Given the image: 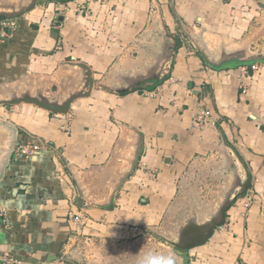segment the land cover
<instances>
[{"label":"crops","instance_id":"0c3cea01","mask_svg":"<svg viewBox=\"0 0 264 264\" xmlns=\"http://www.w3.org/2000/svg\"><path fill=\"white\" fill-rule=\"evenodd\" d=\"M19 1L0 0V17L17 19L0 44V100L28 91L62 102L84 88L79 66L93 87L73 101L68 124L37 105H0V121L18 130L0 183V254L21 264H86L76 245L102 242L112 255L131 248L138 263L144 242L162 246L157 231L194 211L198 222L209 218L232 163L244 177L233 148L256 201L244 209V196L236 200L224 225L189 251L190 263L264 264V0ZM203 54L213 63L241 59L212 67ZM157 69L160 84L115 92ZM199 110L213 123L196 127ZM27 143L43 147L17 157ZM220 171L222 184L203 195L195 183Z\"/></svg>","mask_w":264,"mask_h":264},{"label":"water","instance_id":"95a60500","mask_svg":"<svg viewBox=\"0 0 264 264\" xmlns=\"http://www.w3.org/2000/svg\"><path fill=\"white\" fill-rule=\"evenodd\" d=\"M22 8L17 9V13L22 11ZM64 17L62 16L59 21L62 22ZM206 62L212 67H225L232 64L235 60H240L241 56L226 55L218 63H213L210 61L205 54H203ZM84 69V68H83ZM86 70V69H85ZM87 71V70H86ZM86 76H89V73H86ZM147 79H138L134 82H129L128 91L134 90L141 87V84ZM84 85L88 86V90L84 89L82 94H79L78 91L70 92L68 97L60 102L56 101H47L45 96L42 93H36L32 96L28 91L24 92H12L7 99L0 100V105H13L17 103H29L37 105L41 108L52 111L54 114H66L75 99L81 96H88L92 87L93 81L91 78H86ZM87 88V87H86ZM124 90V91H123ZM126 89H116V93L125 92ZM0 131L3 132L5 138L0 144V183L5 179L6 170L10 164L13 149L17 141L18 130L14 126L1 122L0 121ZM236 163L241 166L244 171V177L239 173V169L235 166V162L231 164L230 173L231 181L226 186V189L222 193V198L218 202L215 209L209 214V218L205 222H198L197 213L195 211L187 216L184 221L176 223L174 227L173 238H166L162 235H158V238L164 241L169 245L170 251L168 253H176L178 256L179 264H189V251L197 246L204 245L213 235L215 229L224 225L226 221V214L233 204L239 198L243 197L252 184V177L248 171L246 165L244 164L240 155L232 148L231 149ZM21 190V187L16 188L13 191V195Z\"/></svg>","mask_w":264,"mask_h":264},{"label":"built area","instance_id":"2783aa9c","mask_svg":"<svg viewBox=\"0 0 264 264\" xmlns=\"http://www.w3.org/2000/svg\"><path fill=\"white\" fill-rule=\"evenodd\" d=\"M68 9H69L68 6L65 4H56L55 5V10L59 11V12L68 11ZM76 11L79 15L88 17L89 12H87V10H85L84 8H77ZM16 20L17 19L15 18V19H8V20L3 19L0 21V44L5 39H8L12 35V32L17 27ZM146 94L151 95V93H149V92ZM71 107H72V104L69 108L70 110L72 109ZM55 117L65 118V121L67 124L69 122H71V120H72V114L70 113L69 110L66 114H63V115L62 114H55ZM212 123H213V119H212L211 111L199 110L197 112L195 119H194V125L196 127L204 128V127H206ZM62 129L68 131L69 126L64 125ZM42 147H43V144H41V143L20 144V146L16 148V156L27 158V159L32 158L37 154L39 149ZM253 193H254L253 190L251 188H249L247 193L244 195V198H243L244 201L242 203V206L244 209L250 208L253 205V203H255L256 199H255V196ZM260 207L262 210H264V198L260 202ZM5 214H6V210H5L4 206L2 204H0V218H5ZM73 219L75 221L79 222L81 220V216H78V215L74 216ZM218 228H220V227H218ZM0 264H21V262L19 260H17L16 258H14L10 254H0Z\"/></svg>","mask_w":264,"mask_h":264},{"label":"rangeland","instance_id":"374dc122","mask_svg":"<svg viewBox=\"0 0 264 264\" xmlns=\"http://www.w3.org/2000/svg\"><path fill=\"white\" fill-rule=\"evenodd\" d=\"M14 2L17 3L16 6L18 7L19 6L18 4L20 3V1L14 0ZM15 18H16L15 16L12 18H7L4 16V17H0V21L3 19L8 20V19H15ZM185 32L187 33L188 37L190 35H192V32H188L186 30L184 31V33ZM184 38H185V34H184ZM178 41H180V40H178ZM257 52H259V51H257ZM142 165H143V163H142ZM241 175H242V173H241ZM223 176L225 177V173L220 171L219 174H216L214 176L213 182L206 181L203 184H201L200 182H197V183H195V185H198V186L202 187L203 189H205V192L203 195H207V197H210L212 193H210L209 191L216 190L217 186H220L222 184L221 180H222ZM200 177H202V176H200ZM218 181H220V182H218ZM218 199L220 200L221 198H218ZM212 209H215V207H213ZM175 226H176V224H175ZM172 227L173 226H169L170 231L168 230V233H166L167 230H164V231L159 230L157 232L159 235H162L166 238H173L174 234L171 231ZM161 244H162V246L160 248H156L154 251L166 253L165 251L167 249H165V248L169 247V245L166 244L164 241H162ZM68 245H71V244H68ZM144 246H145V249H144L143 254L146 253L148 250L149 251L152 250L151 248H153V246L151 244H149L148 241L144 242ZM73 248L74 247H72V251H73ZM75 248L77 250L76 253L79 256V258H78L79 262L82 259L86 264H138L136 261V259L138 257H136L135 255H132L133 253H131V250H132L131 248H130V250H127V249L124 250V252H126V253H124L123 255H122V250L118 251L117 253L112 255V253L110 252V249L107 248V245L105 243H102V242L101 243L97 242V243H93V244H90V243L87 244V242L84 241V243L79 245L78 248H77V245ZM127 254H128V256H127ZM82 260H81V262H82Z\"/></svg>","mask_w":264,"mask_h":264},{"label":"clouds","instance_id":"9594fccd","mask_svg":"<svg viewBox=\"0 0 264 264\" xmlns=\"http://www.w3.org/2000/svg\"><path fill=\"white\" fill-rule=\"evenodd\" d=\"M124 217L126 219L136 218V217L129 218L128 216H124ZM139 219L140 218H136V220ZM109 235L115 237L117 234L115 232L112 233L109 232ZM138 264H179V261L176 253H171V252L164 253V252H157L150 250L141 256L140 260L138 261Z\"/></svg>","mask_w":264,"mask_h":264},{"label":"flooded vegetation","instance_id":"af4514ba","mask_svg":"<svg viewBox=\"0 0 264 264\" xmlns=\"http://www.w3.org/2000/svg\"><path fill=\"white\" fill-rule=\"evenodd\" d=\"M236 56H240V55H234L233 56V58H235ZM81 69H82V71H83V77H82V84H83V86H84V88H82V90H79L78 92H79V94H82V92H84V89H86V91L88 90V86H85L84 85V81H86V78L88 77V78H91V74H90V72H89V69L87 68V67H85V66H79ZM84 68V69H83ZM87 71H86V70ZM158 70V69H157ZM159 71H161V70H158V72H154V73H151V74H149V76L148 77H146V78H144V79H147L146 81L144 80V82L141 84V87H143V86H146V87H148V86H152V85H157L161 80L159 79V77H160V73H159ZM86 73H89V76H86ZM162 75V74H161ZM164 79V78H163ZM91 80H92V78H91ZM93 81V80H92ZM87 87V88H86ZM140 87V88H141ZM138 89V88H137ZM45 100H47V101H50V99H48V98H45ZM208 220V219H207ZM206 220V221H207ZM175 226V225H174ZM218 228V227H217ZM216 228V229H217ZM216 229H215V231H216ZM214 231V232H215ZM170 248V247H169ZM190 257H189V264H191L190 263Z\"/></svg>","mask_w":264,"mask_h":264},{"label":"trees","instance_id":"16d2710c","mask_svg":"<svg viewBox=\"0 0 264 264\" xmlns=\"http://www.w3.org/2000/svg\"><path fill=\"white\" fill-rule=\"evenodd\" d=\"M49 1H62V2H68V1H70V0H49ZM9 14H4V16H8ZM13 15H17V13H15V14H13ZM3 16V17H4ZM180 46V42L177 40V48ZM163 80H165V79H162L158 84H160ZM157 84V85H158ZM149 90H151V89H153V88H148ZM128 92V90H126L125 92H120L119 94H121V95H123V94H125V93H127ZM83 97H87V96H83ZM28 103V102H27ZM30 103V102H29Z\"/></svg>","mask_w":264,"mask_h":264}]
</instances>
